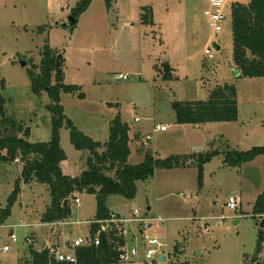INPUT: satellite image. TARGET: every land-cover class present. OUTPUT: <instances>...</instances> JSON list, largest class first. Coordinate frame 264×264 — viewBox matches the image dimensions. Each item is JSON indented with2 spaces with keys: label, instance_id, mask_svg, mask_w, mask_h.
I'll list each match as a JSON object with an SVG mask.
<instances>
[{
  "label": "rangeland",
  "instance_id": "1",
  "mask_svg": "<svg viewBox=\"0 0 264 264\" xmlns=\"http://www.w3.org/2000/svg\"><path fill=\"white\" fill-rule=\"evenodd\" d=\"M82 1L0 0V94L7 117L30 129V143L51 140L50 98L45 91L33 93L29 77L48 44L60 58L64 84L80 87L85 95H61L74 126L105 144L111 123L120 119L130 128L129 163L143 161L141 146L153 153L154 177L137 182L135 198L111 196L107 202L123 219L132 218L134 210L146 219L126 224L127 248L138 254L125 264H152L146 260L151 239L164 245L153 264H244L254 258L259 238H264V216L255 213L264 193V155L240 164L236 159L264 147V78L236 76L232 33V4L251 0H225L226 20L218 35L205 15L210 0H92L73 30L64 27ZM143 7L153 8L154 25L141 24ZM207 49L213 53L210 58ZM115 75L129 79L117 82ZM225 84L237 89V121L177 124L174 103L207 101ZM157 125L166 132L156 131ZM148 134L152 138L144 146ZM60 136L67 155L63 171L79 176L88 153L76 150L68 128ZM21 172L20 162L0 163V208L20 188L11 216L0 226V264L27 259L28 237L37 251L43 250V242L64 250L70 246L66 234L73 241L87 236L91 226L42 224L49 192L37 183H24ZM230 197L238 200L237 211L230 210ZM77 199L80 205L72 202L69 222H92L95 196ZM159 218L166 223L161 225ZM4 246L10 247L7 254ZM160 255L167 257L160 261ZM257 261L264 264V243Z\"/></svg>",
  "mask_w": 264,
  "mask_h": 264
},
{
  "label": "trees",
  "instance_id": "2",
  "mask_svg": "<svg viewBox=\"0 0 264 264\" xmlns=\"http://www.w3.org/2000/svg\"><path fill=\"white\" fill-rule=\"evenodd\" d=\"M91 1H82L72 16L78 20L88 9ZM141 11V24L154 25L153 8L143 7ZM38 31L43 32L44 29ZM232 33L236 76L264 78V0H251L248 5L239 2L232 4ZM57 56L46 44L40 66L29 71L32 92L40 96L45 91L50 98L47 109L52 115L51 140L47 143H30L27 140L30 137V129H25L22 124L7 117L6 100L0 94V163L20 162L21 180L26 184L42 185L49 192L50 204L41 215L42 224L69 222L72 217V202H76L77 195L81 194L95 196L97 211L87 237L88 245L75 251L76 263L58 262L51 257L48 248L37 251L31 244L28 258L22 260L20 264H122L119 248L126 245L123 236L104 233L98 246L94 245L93 238L100 229L98 222L110 219L114 214L107 205L109 197L121 196L132 200L137 193V182H146L154 177L153 153L151 149L141 146L139 152L143 155V161L136 165L129 163L132 153L130 128L120 119L111 123L110 137L105 144L95 142L74 126L65 115L61 95L71 94L79 98H85V95L80 87L64 84V74L57 67ZM53 77L56 80L54 85ZM173 109L177 124L199 125L237 121L239 116L237 89L229 84L218 86L207 101L174 103ZM64 127L69 129L71 143L76 150L88 153L86 169L79 176L66 175L62 168L67 160V155L61 147L60 131ZM259 155H264V147L238 154L236 161L239 164L245 163ZM19 192L20 188L17 185L7 205L0 208V226L11 216ZM255 213L264 216V193L255 205ZM263 243L264 238L260 236L255 257L245 260L244 264H257Z\"/></svg>",
  "mask_w": 264,
  "mask_h": 264
},
{
  "label": "built area",
  "instance_id": "3",
  "mask_svg": "<svg viewBox=\"0 0 264 264\" xmlns=\"http://www.w3.org/2000/svg\"><path fill=\"white\" fill-rule=\"evenodd\" d=\"M227 6V2L225 0H210V7L209 9L205 12V15L209 17L211 21V26L215 30V33L218 35L222 32V25L224 21L226 20V14H225V8ZM206 57L210 58L213 56V53L211 50L207 49L205 51ZM115 81H126L128 80V76L126 75H115L114 76ZM136 122L139 121V119H135ZM156 131H161L164 132L166 131V127L164 126H156ZM151 135L148 134L146 137V141H144L142 144L144 146L148 145V142L151 140ZM76 204L80 205V200H76ZM229 208L230 210L237 211L239 209V203L238 200L234 197H230L229 201ZM139 213L137 210L133 211V217L130 219H121L115 214L112 215L110 219L98 222L100 224V229L96 233V235L93 238V243L94 245L98 246L100 245L101 242V236L102 234H107L111 235L112 233H116L117 235H121L124 238H126L128 232L126 231V224L131 223V222H144L146 219H141L138 217ZM161 225L166 223V220L163 218H159L157 220ZM94 221L90 222H75V223H69V222H62V223H50V224H45L50 227L56 226V225H70V224H76V225H92ZM88 235L87 236H78L76 239L73 241L68 240V243L70 244L69 247H65L64 250H61L60 247L58 246H52L51 244H46L45 248H48L50 251L51 257L58 261V262H66V263H76L77 262V257H76V249L88 245ZM11 239L13 243H16L18 241L16 235L11 234ZM26 242L29 243V245L32 244V238L28 237L26 238ZM164 247L162 243H160L159 240L157 239H151V241L148 244V249L146 252V260L147 261H152L151 263L153 264V258L161 251V249ZM10 251L9 246H4L2 249L3 254H7ZM120 253V262L122 264L130 262V260L135 257L137 253V249L132 248L128 249L127 248V243L126 245L122 246L119 248ZM166 255H160L159 260L161 261L162 258L166 259Z\"/></svg>",
  "mask_w": 264,
  "mask_h": 264
},
{
  "label": "water",
  "instance_id": "4",
  "mask_svg": "<svg viewBox=\"0 0 264 264\" xmlns=\"http://www.w3.org/2000/svg\"><path fill=\"white\" fill-rule=\"evenodd\" d=\"M76 26H77V19L74 16H71L69 18L68 23L64 25V27H67L70 30H73ZM214 48L216 49V51H220L221 50V47L219 45H217V44H214ZM21 66L25 67L26 63L25 62H21ZM57 67H60V58L59 57L57 58ZM263 226H264V222H262L261 227H263ZM148 227L151 228L152 224H149ZM45 247H46V244L43 245V249H45ZM164 260H165V258L161 259V261H164ZM257 264H260V263H257Z\"/></svg>",
  "mask_w": 264,
  "mask_h": 264
},
{
  "label": "crops",
  "instance_id": "5",
  "mask_svg": "<svg viewBox=\"0 0 264 264\" xmlns=\"http://www.w3.org/2000/svg\"><path fill=\"white\" fill-rule=\"evenodd\" d=\"M166 132V131H165ZM140 136H142V135H140ZM143 137V136H142ZM132 150V149H131ZM62 167H63V165H62ZM64 170V169H63ZM64 173H65V171H64ZM66 174V173H65ZM66 175H69V174H66ZM71 176V175H70ZM73 177V176H72ZM111 211V210H110ZM112 212V211H111ZM112 213H114L116 216L118 215L119 216V218H121V219H123L121 216H120V214H118L117 212H112ZM70 223V222H69ZM56 227V226H55ZM65 239L66 240H70L71 241V238H70V236L69 235H65ZM44 244H47V243H45V242H43V245ZM43 245H42V249H43ZM40 251V250H39Z\"/></svg>",
  "mask_w": 264,
  "mask_h": 264
}]
</instances>
